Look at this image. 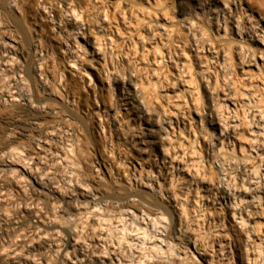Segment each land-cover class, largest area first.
I'll return each mask as SVG.
<instances>
[{
    "label": "bare ground",
    "instance_id": "obj_1",
    "mask_svg": "<svg viewBox=\"0 0 264 264\" xmlns=\"http://www.w3.org/2000/svg\"><path fill=\"white\" fill-rule=\"evenodd\" d=\"M6 7L29 40L0 20V264H264V0Z\"/></svg>",
    "mask_w": 264,
    "mask_h": 264
},
{
    "label": "rangeland",
    "instance_id": "obj_2",
    "mask_svg": "<svg viewBox=\"0 0 264 264\" xmlns=\"http://www.w3.org/2000/svg\"><path fill=\"white\" fill-rule=\"evenodd\" d=\"M6 1L7 0H0V20L2 21L1 23H3L4 29L6 30V34L12 33L13 35L17 36L19 38V40L21 41V43H20L21 46H22V44H24L23 47H27L29 36H28V32H27L26 26H25L24 22L20 19L19 15L15 11L11 10L12 11L11 12L10 9H8L6 7ZM175 5H176V8H178L180 6L177 3H175ZM176 14H177V12H176ZM149 32H150L149 30L145 31V33H147V34H149ZM152 40H154V39H152ZM124 48H125V46H124ZM29 54L30 53H27V56H26L27 60L30 57V56H28ZM19 56H20L21 60H23V58L21 57V54H19ZM166 58H167V60H166L165 64H167V67H164L163 71L164 70H166L164 72L168 71L167 74L169 75V78L170 79H174L175 76H176L175 75V71L176 70H175L174 67H171V65L173 64L172 62L174 61V58H173V60L172 59L170 60L168 57H166ZM146 65H148L147 66L148 72H151V69H153L154 64L153 63L152 64L149 63V64H146ZM160 65L163 66V63H160ZM2 67L4 68V66L1 64V59H0V73L2 72ZM152 77H153L154 80H156V78L153 75H152ZM130 81H131V79L130 78L128 79V76H127V77H125L124 84H125L126 87H130V89H133V87L129 83ZM159 81H161L158 84V86L160 85L159 88H161V86H165L166 85V83L163 82L162 80L159 79ZM172 85L173 86H171V87L166 86L164 88L162 87L161 89H159L160 93H161V103H163V104L167 103L169 100H171L169 102V103H171L172 100L174 99V98L171 99V97H173L172 96L173 95V89L174 90H178L180 88L179 80L174 81ZM1 94H2V92H1V88H0V95ZM7 107H8V103L6 101H4L1 98V96H0V119H1V122H0V145H2L5 142V137H6L4 135L5 134L4 133L5 132L4 129L6 130L5 127H6L7 123H8V119H7V115H6ZM169 107L174 109L173 108L174 106L172 104H170ZM157 113H158L157 110H153L152 113L150 114V117H151L150 120H154L156 115H157ZM177 116L180 119L181 112H179V114H177ZM194 117H197V116L194 114ZM159 124L162 127H165L167 125L163 121H160ZM151 127H154L152 129H155V128L159 127V126H157V125L151 126V124L146 123L145 121H143V124L140 127H137L135 129L136 132H135V135H132V138L134 140H138L139 139L138 136H140V137L142 136L143 138H145L144 141H146V143H149V144L154 143V141H155L154 139H155L156 135L158 136V135H160L163 132L159 131V130L156 131V132L155 131L149 132V129ZM147 134H149V135H147ZM22 140H23L22 141L23 144L25 146H27L28 142L26 141V138H23ZM151 145H153V144H151ZM95 159H96V157H93L92 160H90L91 161V163H90L91 169H94V166L97 164ZM99 172H101L100 175H102V173H103V175L105 174L103 172V168H102V170L100 169ZM92 173H94V175H95V172L92 171ZM156 174H157V172H156ZM102 177L103 176H101V179L96 177V179H99L100 182L97 181V182L94 183L92 180H90V182H92L93 183L92 185L96 186V187H97L98 184L99 185L101 184L100 186L98 185L100 187V190L102 192H104V193L107 192L106 194L112 195L113 194V188L111 186H108L107 179H105L106 178L105 175H104L105 178L104 177L102 178ZM103 182H105V183H103ZM145 188H147V187H145ZM32 192L33 191L30 189V190H27L26 193H27L28 196L31 197V196L34 195ZM12 196H13L14 200H11V202L9 204H7V206L8 207H12L13 209H18L22 205V202H23L22 199H21L20 192H18L17 190L13 189L12 190ZM223 202L226 203V200L225 201L223 200ZM32 220L36 221V220H38V218L35 217V216H32Z\"/></svg>",
    "mask_w": 264,
    "mask_h": 264
}]
</instances>
